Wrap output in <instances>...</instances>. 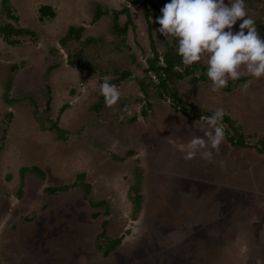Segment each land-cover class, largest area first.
Here are the masks:
<instances>
[{"label": "rangeland", "instance_id": "1", "mask_svg": "<svg viewBox=\"0 0 264 264\" xmlns=\"http://www.w3.org/2000/svg\"><path fill=\"white\" fill-rule=\"evenodd\" d=\"M45 4L54 17L40 20ZM165 4L9 0L8 11L0 0V264H264V77L253 79L241 69L240 79L219 92L210 90L207 76L170 83L191 103L185 107L190 114H210L201 120L184 116L182 105H171L155 88L144 97L136 78L155 79L144 72L153 57L146 9L153 13L151 43L159 54L177 46L156 31ZM99 5L127 7L132 24L126 35L115 30L112 12L92 20ZM245 6L264 39V0H245ZM71 17L84 23L78 40L65 37ZM126 18L120 14L117 23ZM8 24L33 34L13 33L8 38L18 43L9 44ZM64 65L74 71L61 73ZM123 70L131 75L114 82L120 100L107 108L99 86ZM84 84L90 86L86 98ZM74 105L89 108L95 120L67 112ZM218 109L233 121L231 129L222 120L225 131H238L252 144L224 140L210 158L198 152L186 161L187 143L204 136L206 118ZM56 117L66 131L62 138L50 130ZM56 186L68 187L47 191ZM183 192L212 200L218 217L187 222L190 208L203 202ZM99 201L104 204L94 205ZM113 239L116 246L104 256Z\"/></svg>", "mask_w": 264, "mask_h": 264}, {"label": "clouds", "instance_id": "2", "mask_svg": "<svg viewBox=\"0 0 264 264\" xmlns=\"http://www.w3.org/2000/svg\"><path fill=\"white\" fill-rule=\"evenodd\" d=\"M160 11L156 31L169 43L176 42V53L185 68L205 62L212 92L227 87L229 80L240 79L241 69L253 79L264 77V39L246 11L245 0H229L228 4L225 0H170ZM238 20H242L239 31L233 32ZM99 94L107 108L120 100L117 86L107 77L99 86ZM223 115V110L218 109L206 118L208 130L201 129L204 136H195L187 143L183 159L190 161L198 152L208 159L212 150L219 152L225 139Z\"/></svg>", "mask_w": 264, "mask_h": 264}, {"label": "trees", "instance_id": "3", "mask_svg": "<svg viewBox=\"0 0 264 264\" xmlns=\"http://www.w3.org/2000/svg\"><path fill=\"white\" fill-rule=\"evenodd\" d=\"M146 1V0H144ZM149 1V0H148ZM164 3H169L170 0H162ZM1 2L4 4L5 9H7L9 11V0H1ZM97 4V3H96ZM95 4V6H96ZM40 20H42V17L44 16H51L54 17V12L53 9L48 6V5H42L40 8ZM113 14V21H114V26H115V30L117 31V33H120V35H126L127 33V26L129 24H132V20L129 14V10L127 9V7L121 8L119 10H109V9H103L101 8V6L99 5V9L94 11V14L92 16V20L93 21H97L99 20V18L103 15H107L108 13ZM120 14H126L127 18L126 21L124 22V24L122 26H120L117 23L118 20V16H120ZM153 15V13L151 11H149L148 9L145 10V16L147 18V22H148V32H149V40H150V45H151V51H153V57L148 59V67L145 68L144 72L145 73H149L152 72L155 79L151 76H147L145 75V78H136L137 84L139 86V90L140 92L143 94L144 97H149L150 96V89L155 88L156 89V93L159 97L164 98L169 96L171 98L170 104L173 106H183V113L184 116L190 117V118H196L197 120L199 118L202 117V115H207V114H203V113H195V114H190L188 110L185 109L186 106L191 107V103L184 101L178 94L176 89H173L170 87V83H174L178 80H183L185 77L187 76H192L191 77V82H197L200 78L204 79L206 77V71H207V67L206 65H198V63H194L192 66L185 68L184 65L182 64L181 61V57L177 55L176 53V47H168L167 50L163 53V55H160L159 52L157 51L156 47L154 46V44H152L151 42L153 41L152 39V34L150 31V20L149 18ZM15 18L16 17H12ZM7 29H5V36H6V41L9 44H17L18 41L17 40H11L10 38H8V36H10L11 34H29L32 35L33 31L29 30L27 28H19V27H14L11 24H8ZM84 27L80 26V27H74V26H69L67 33L65 35V37L67 38H74V39H79L80 38V33L83 31ZM90 40L92 39H87V42H91ZM173 43L175 44V41H173ZM160 62H162L163 64H161ZM197 69H200L202 71V73L205 74H199L198 76L195 75V71ZM131 75V71L129 70H123L122 72H119L118 76L115 79H111L109 80L110 83L114 84V82H119L122 81L123 79H126L128 76ZM147 80V81H145ZM148 105H150V103H147ZM49 108V106H47V109ZM208 115H210L208 113ZM207 115V116H208ZM201 120V119H199ZM223 120L227 123L228 128L234 129L233 127V121L232 119H230L228 117V115H223ZM50 130H55L57 133V137L62 138V136H65L66 131L63 130L62 128H60L57 124V121H52L51 123V127ZM238 131H234L233 134H229L227 131H225V141H227L230 145H238L240 147H246V146H250L252 143L249 142V140H246V137H243L242 134L240 135L239 133H237ZM263 140V139H262ZM262 142V141H261ZM263 147H264V143H263ZM262 147V148H263ZM24 168H21L20 170L23 171ZM27 169V167H26ZM32 172L38 171L39 174H43V171L41 169H39L38 167H30L29 168ZM23 173V172H21ZM86 188H88V185H84ZM68 187V186H67ZM67 187H49L47 188V191L50 192H56L59 190H63V189H67ZM138 195V194H137ZM141 197V196H140ZM137 198V196H136ZM100 204H104V201H99L97 203H94V205H100ZM118 242L117 239H113L110 240V243L107 244L106 246V250L103 251V255L106 256L108 255V253L116 246V243Z\"/></svg>", "mask_w": 264, "mask_h": 264}, {"label": "crops", "instance_id": "4", "mask_svg": "<svg viewBox=\"0 0 264 264\" xmlns=\"http://www.w3.org/2000/svg\"><path fill=\"white\" fill-rule=\"evenodd\" d=\"M79 1H80V0H79ZM72 2L74 3V1H72ZM45 5H47V4H45ZM77 5H79V3H78ZM77 5H76V6H77ZM48 6H49V5H48ZM101 7L104 8L103 6H101ZM51 8H52V7H51ZM101 17H102V16H101ZM101 17H100V18H101ZM72 18H73V19H72ZM100 18H99V19H100ZM74 19H75L74 17H71L70 19H68V20H70V21H67L66 23L64 22V26H65V28H66V32H67L69 26H74V27L84 26V25H83L84 23L81 22V23L77 24L79 21H78V20L74 21ZM97 21H98V20H97ZM97 21H95V22H97ZM95 22H94V23H95ZM65 24H66V25H65ZM29 30H30V29H29ZM81 33H82V32H81ZM80 37H81V35H80ZM63 38H65V37H62V39H60V40H63ZM60 43H61V42H59V46L61 47ZM64 52H65V51H60V50H59V54H60V55H64ZM71 62H72V61H71ZM71 62H70V63H71ZM66 65H68V64H66ZM66 65L61 66V68L59 67V69H60L59 71H60L61 73H62V72L64 73V72H66V71L69 72V70H73V71H74V68L72 67V65H71V66H70V65L68 66V69H69V70H67ZM62 68H63V69H62ZM64 69H65V70H64ZM138 87H139V86H138ZM89 89H90V86L84 84V88L82 89V91H83V92H82V94H83V98H86V97H88V96L90 95V93H89L90 90H89ZM77 98H78V96H77ZM76 103H78V102H76ZM94 107H95V105H94ZM65 109H66V108H65ZM94 110H95V109H94ZM69 111H70V114H72L73 116L76 115V114H78V112H79V113L81 114V118H82V116H83V118L88 119V122L91 120V123L95 120V117H96V116H94L95 114H94V115L92 114V112H91V110H90L89 108L87 109V112H84L83 109H81V108L78 107V106L75 107V105H74L72 108H69V110H67V112H69ZM94 112H95V111H94ZM70 114H69V115H70ZM90 114H92V115H90ZM67 117H68V116H67ZM83 118H82V119H83ZM58 120H59L58 117H56V119H54L53 121H57V124H58ZM88 122H87V123H88ZM81 123H82V122H81ZM58 126H59V124H58ZM134 154H135V155H139L138 153H134Z\"/></svg>", "mask_w": 264, "mask_h": 264}, {"label": "flooded vegetation", "instance_id": "5", "mask_svg": "<svg viewBox=\"0 0 264 264\" xmlns=\"http://www.w3.org/2000/svg\"><path fill=\"white\" fill-rule=\"evenodd\" d=\"M230 145V144H229ZM231 146H233V145H231ZM181 195L182 196H184L186 199H192L193 201H194V199H196V201H199L198 200V198H196V197H188L187 196V194L186 193H181ZM208 202V204L207 203H205V202ZM203 202V204H201ZM212 200H208L207 199V197H204V198H202L201 200H200V206H198V203H197V205L195 206H193L192 208H190V210H192V213L193 214H191L190 215V217L187 219L186 218V221L187 222H189V223H192V222H194L195 223V218H196V216L197 217H202V216H205L206 218H208V219H210V218H216V217H218V214H217V212L215 211H213V208H210V207H212L211 205H213L212 204ZM194 204H196V202H194ZM194 207H196L197 208V210H198V214H195L193 211H194ZM182 211V210H181ZM197 213V212H196ZM191 225V224H190ZM190 225H188V226H190ZM107 256V255H106Z\"/></svg>", "mask_w": 264, "mask_h": 264}]
</instances>
